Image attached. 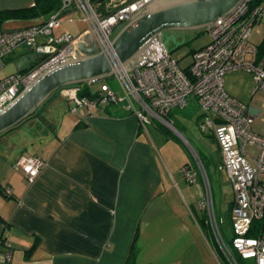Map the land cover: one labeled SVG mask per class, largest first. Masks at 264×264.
Segmentation results:
<instances>
[{
    "label": "crops",
    "instance_id": "1",
    "mask_svg": "<svg viewBox=\"0 0 264 264\" xmlns=\"http://www.w3.org/2000/svg\"><path fill=\"white\" fill-rule=\"evenodd\" d=\"M32 4L33 0H0V11ZM45 19L7 20L0 30ZM27 57L11 55L7 61L26 68ZM91 91L95 92L92 87ZM191 106L193 114L186 112ZM202 117L199 104L191 99L188 107L175 108L165 118L173 129L155 121L144 130L123 106L93 109L76 106L65 91L54 94L38 114L0 136V264H127L135 238L137 264H145L140 261L145 257L160 264L173 252L191 256L190 238H197L208 251L194 209L197 202L213 234L203 205L208 188L189 187L197 182L200 169H191L197 177L189 184L182 173L186 164L179 168L174 162L176 147L184 145L168 138L170 128L196 140L184 119L200 129ZM22 157L45 163L34 182L16 168ZM233 203L234 195L231 208ZM216 219L220 227L217 215ZM36 241L39 245L27 259ZM170 264L183 263L177 259Z\"/></svg>",
    "mask_w": 264,
    "mask_h": 264
},
{
    "label": "built area",
    "instance_id": "2",
    "mask_svg": "<svg viewBox=\"0 0 264 264\" xmlns=\"http://www.w3.org/2000/svg\"><path fill=\"white\" fill-rule=\"evenodd\" d=\"M155 1L105 0L99 5L92 0H62L61 8L41 22L21 29L0 30V71L17 48L31 49L27 57L31 61L26 68L0 78V113L13 105L42 74L82 56L79 42L89 35L94 36V46L100 52L112 54L116 31ZM74 12L84 16L88 29L76 37L68 33L55 35L54 29L63 20H72ZM259 23H264V0H244L232 14L215 21L208 31L210 42L193 53L187 69L181 68L162 38L156 37L135 66L127 68L116 61L111 79L116 80L117 88L99 82V93L95 91L93 97H81L79 87L62 90L76 106L97 109L121 103L144 130L155 121L173 129L165 118L173 109H184L191 99L196 100L203 113L200 129L217 142L223 169L234 191L231 213L234 237L230 242L217 223L209 194L203 202L223 257V263L218 260L219 264H249V261L264 264V131L261 135L253 132L249 108L225 88L226 74L246 71L253 74L257 90L264 91V54L261 45L250 40ZM248 146L258 150L257 157L248 153ZM197 166L206 185V171L200 159ZM44 167L43 160L26 157L16 165L29 182H34ZM182 173L189 184L195 183L197 174L191 168H184ZM9 194L6 190V195ZM6 259L11 256L8 254Z\"/></svg>",
    "mask_w": 264,
    "mask_h": 264
},
{
    "label": "rangeland",
    "instance_id": "3",
    "mask_svg": "<svg viewBox=\"0 0 264 264\" xmlns=\"http://www.w3.org/2000/svg\"><path fill=\"white\" fill-rule=\"evenodd\" d=\"M71 18L72 20L68 18L63 20L56 29H54L55 35L68 33L76 37L88 29V21L79 12H74ZM161 38L167 48L172 52V55L179 61L183 69H187L192 63L194 53H192V51L200 49L211 40L209 32L204 29L197 31L167 30L161 34ZM250 40L256 44L262 43L264 40V23H259L253 28ZM30 51L31 49L29 47L21 46L13 52L12 58H20V60H22L24 56L30 54ZM17 71L18 65L13 60L6 61L4 68L0 71V78L6 77L10 73ZM109 80L110 85L116 88L118 87L114 78H110ZM225 87L229 95L249 108V119L253 132L261 135L264 131V91L257 90L253 74L246 71L228 73L225 77ZM92 88L94 91H98L100 89V83L92 85ZM186 112H191V114H193L195 110L191 106L186 109ZM184 121H186L185 123L188 128L192 129L196 140L193 141L186 138L182 132L181 134L178 132V134L176 131L167 127L168 132L175 135L184 145L182 149L176 147V156L174 158L175 166L183 168L185 164H190L191 169L197 170V159L200 158V160H202L207 176L206 185H208L209 198L211 199L212 196L216 215L220 221V228L224 238L230 242L234 237L231 222L232 208L230 206L234 191L230 177L223 169L222 153H220L217 142L211 136H207L200 131V129L190 121V118L184 119ZM247 151L252 157H257L259 153L253 146H248ZM199 173L197 182L194 185H189V187H193L195 190L203 184L205 186L201 172L199 171ZM180 180L181 179H178L179 183ZM194 209L200 224L199 229L204 232L206 241L208 240V251L198 242L197 238H190L193 242V252L191 256L183 257L180 255L181 251L179 253L173 252L166 255V258L160 260V262H162L160 264L175 263L177 259L182 261L183 264H218L217 258L223 263L214 236L202 221L203 213L200 207L198 208L197 202L195 203ZM140 261H144L143 263L145 264H155L154 262H150L151 260L148 257L142 258ZM248 263L254 264L253 261H249Z\"/></svg>",
    "mask_w": 264,
    "mask_h": 264
},
{
    "label": "water",
    "instance_id": "4",
    "mask_svg": "<svg viewBox=\"0 0 264 264\" xmlns=\"http://www.w3.org/2000/svg\"><path fill=\"white\" fill-rule=\"evenodd\" d=\"M244 0H157L126 23L115 35L113 53L79 42L83 53L45 72L19 99L0 113V136L31 118L57 92L77 85L96 84L114 75L117 60L133 67L152 39L167 30H207L224 15L232 14Z\"/></svg>",
    "mask_w": 264,
    "mask_h": 264
},
{
    "label": "trees",
    "instance_id": "5",
    "mask_svg": "<svg viewBox=\"0 0 264 264\" xmlns=\"http://www.w3.org/2000/svg\"><path fill=\"white\" fill-rule=\"evenodd\" d=\"M92 1L94 3H96V4H99V5H102L105 2V0H92ZM61 6H62V0H33V4L31 6H28V7L18 8V9L1 10L0 11V25L3 22H5L7 20H12V19L35 20V19H39V18H43V17L48 18L52 13H54L55 11H58L61 8ZM118 31H119V29L116 31V33ZM260 45H261V48H262L261 49V53L264 54V40L262 41V43ZM195 51L196 50H193L192 53L195 52ZM104 82L109 83L110 80H105ZM92 85H94V84L77 85L75 87L81 88V91H80V96L81 97H93L95 92L91 91ZM45 104L36 112V114H38L41 111V109L45 106ZM111 106H121V107L123 106L124 109L126 110L125 106L123 104H121V103L111 104V105L106 106V108L111 107ZM127 112L130 113L129 111H127ZM19 126H17V127H19ZM16 128H13V129L9 130L8 132H6L3 135L9 134L10 132L15 130ZM168 138L169 139H173L175 141H179L177 139V137L174 136V135H169ZM189 165L190 164H186L185 167H188ZM136 241H137V238H135L134 241H133V244H132V247H131V251H130V254H129V257H128L127 264H137V259H138V256H139V247L137 246ZM1 244L2 245L5 244V240L4 239L1 242ZM38 245H39V241H36L34 243V245L29 249V251H27V253H26L27 259L37 249ZM220 256L222 257L221 253H220ZM222 260H223V257H222Z\"/></svg>",
    "mask_w": 264,
    "mask_h": 264
},
{
    "label": "flooded vegetation",
    "instance_id": "6",
    "mask_svg": "<svg viewBox=\"0 0 264 264\" xmlns=\"http://www.w3.org/2000/svg\"><path fill=\"white\" fill-rule=\"evenodd\" d=\"M84 40H85L87 46H89V47L95 45V38L93 35H89ZM30 61H31V58L29 60H27L28 64L30 63Z\"/></svg>",
    "mask_w": 264,
    "mask_h": 264
},
{
    "label": "clouds",
    "instance_id": "7",
    "mask_svg": "<svg viewBox=\"0 0 264 264\" xmlns=\"http://www.w3.org/2000/svg\"><path fill=\"white\" fill-rule=\"evenodd\" d=\"M122 27H123V26H122ZM122 27H120L119 30H120ZM115 35H116V34H115ZM114 37H115V36H114ZM88 47H89V46H88ZM107 80H109V79H107ZM104 81H105V80H104ZM73 87H75V86H73ZM70 88H72V87H70ZM65 89H67V88H65ZM62 90H63V89H62ZM62 90H60V91H62ZM60 91H59V92H60Z\"/></svg>",
    "mask_w": 264,
    "mask_h": 264
}]
</instances>
